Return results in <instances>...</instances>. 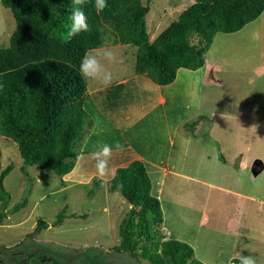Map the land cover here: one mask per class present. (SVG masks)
Masks as SVG:
<instances>
[{
  "label": "rangeland",
  "instance_id": "rangeland-1",
  "mask_svg": "<svg viewBox=\"0 0 264 264\" xmlns=\"http://www.w3.org/2000/svg\"><path fill=\"white\" fill-rule=\"evenodd\" d=\"M143 2L150 6L146 19L153 40L193 0ZM15 28L11 9L0 0V47L9 45ZM113 38L109 30L104 45L88 52L111 49L122 62L103 61L114 76L110 86L87 80L85 107L94 127L86 132L70 174L41 172L39 164H26L18 144L0 133V173L13 164L4 181L11 201L0 223L4 264L13 256L5 248L14 247L48 249L47 256L60 264L77 255L103 264H149L140 256L141 247L138 257L114 249L131 205L120 191L110 189L112 176L103 182L98 178L91 154L103 143L116 142L123 150L113 147L114 172L118 162L124 165L133 155H140L148 166L166 217L156 227L160 235L190 243L203 264H234L232 259L242 254L256 255L258 264H264V71L255 70L264 66V12L241 32H218L206 55V67L179 69L171 87L137 73V47L113 44ZM214 64L219 66L213 72L216 76H204ZM188 136L190 141L185 140ZM236 158L246 161V167L238 169L240 162L231 163ZM149 160H158V167ZM170 161H178L173 174L164 171ZM235 178L233 192L217 186L228 188ZM24 201L27 204L18 209ZM1 208L0 199V212ZM65 209L64 220L55 225ZM41 219L49 227L28 236ZM228 230L229 235L220 232ZM28 253L17 252L14 257Z\"/></svg>",
  "mask_w": 264,
  "mask_h": 264
},
{
  "label": "trees",
  "instance_id": "trees-1",
  "mask_svg": "<svg viewBox=\"0 0 264 264\" xmlns=\"http://www.w3.org/2000/svg\"><path fill=\"white\" fill-rule=\"evenodd\" d=\"M10 8L16 28L7 46L0 47V133L14 140L26 164H39L41 172L70 174L86 132L94 122L86 110L88 83L79 73L81 58L104 45L110 30L113 44L137 47L135 71L159 85L173 83L181 68L199 69L218 32L234 33L264 12V0H195L178 18L151 39L146 16L150 6L143 0H108L97 13L93 0L83 10L89 32L67 37L71 0H1ZM13 169L0 173V223L11 201L4 181ZM131 208L120 227L115 251H129L149 264H203L194 247L160 235L164 222L160 198L147 164L134 159L117 168L109 181ZM27 201L17 205L20 209ZM65 210L55 225L64 220ZM73 215V214H72ZM86 217V215H83ZM49 227L41 219L28 236ZM238 264V258L233 259Z\"/></svg>",
  "mask_w": 264,
  "mask_h": 264
},
{
  "label": "clouds",
  "instance_id": "clouds-1",
  "mask_svg": "<svg viewBox=\"0 0 264 264\" xmlns=\"http://www.w3.org/2000/svg\"><path fill=\"white\" fill-rule=\"evenodd\" d=\"M86 2L87 0H71L70 2L69 23L66 25L68 38H72L82 32H89L91 30L88 23V17L83 10V6ZM193 2H195V0H193ZM108 6V0H93V7L97 13L103 12ZM103 61H108L109 63H121L122 58L118 57L111 49H105L92 54L86 53L81 58L79 65V73L81 77L85 80L99 81L105 87L110 86L113 82L114 76L112 71L105 66ZM3 87L4 85L0 84V88ZM113 147L117 151L123 150V145L119 142H116L114 146L103 143L98 147V150L91 154L92 159L95 161L98 178H100L102 182L106 177L115 176V172L110 168ZM238 264H258L257 256L253 254H242L238 258Z\"/></svg>",
  "mask_w": 264,
  "mask_h": 264
},
{
  "label": "crops",
  "instance_id": "crops-1",
  "mask_svg": "<svg viewBox=\"0 0 264 264\" xmlns=\"http://www.w3.org/2000/svg\"><path fill=\"white\" fill-rule=\"evenodd\" d=\"M259 18V17H258ZM257 18V19H258ZM248 25V24H247ZM246 25V26H247ZM245 26V27H246ZM244 27V28H245ZM244 28H242L241 30H239V31H237V32H241ZM209 52V51H208ZM206 62H207V58H206ZM206 62H205V64H206ZM219 62V61H218ZM217 62V63H218ZM216 63V64H217ZM216 64H214L213 65V69L212 70H207L206 72H203V74H204V76H206V74L208 73V77L209 76H213L214 75V71L215 70H217L218 68H219V66H216ZM208 65V64H207ZM212 65L210 64V65H208L207 67H211ZM203 67H206V65H204ZM203 67H201V68H203ZM243 68V67H242ZM241 67H240V70L239 71H241V69H242ZM209 69V68H208ZM219 70V69H218ZM255 70H257V71H259V72H262V71H264V66H260V65H258L257 67H255ZM178 76V75H177ZM214 76H216V75H214ZM214 78H216V77H214ZM218 78V77H217ZM211 80H213V79H211ZM214 82V81H213ZM164 86H167V87H171L170 86V84H168V85H164ZM159 100H161L162 102L161 103H163L164 101H165V99L163 98V97H160L159 98ZM93 127H94V125H93ZM92 127V128H93ZM213 126H211V128H212ZM210 131H212V130H210ZM91 133V132H90ZM89 133V134H90ZM87 135V139H90V135ZM187 139L190 141L192 138L190 137V136H188L185 140L187 141ZM171 154H169L168 155V157L170 156ZM159 156V159H160V156L161 155H158ZM126 159V157L123 159V160H125ZM130 158H128L127 159V161L129 160ZM134 159H141V156L140 155H137L136 157H135V155H133L132 157H131V159H130V162L132 161V160H134ZM219 161H221V159L220 158H217ZM222 159H223V161H226V162H228V160H227V158H225L224 156L222 157ZM142 160V159H141ZM163 160L164 159H161V163H159V164H162V162H163ZM230 160V159H229ZM236 161H232V160H230V161H232L231 163H235L236 164V162L238 163V162H240V164L238 163V165H239V167H238V169H240V168H242V166H244V167H246V165H247V162L246 161H244L242 158H240V159H235ZM127 161H125L126 163H123L124 161H122V163L124 164V165H121V162H118L117 164L118 165H116L115 166V169L117 170V168L118 167H120V166H125V164L127 165V164H129V163H127ZM180 161H182V160H180ZM149 162L152 164V165H155V166H157L158 167V160H154V161H151V160H149ZM165 162V161H164ZM176 162H178V161H170L169 163L168 162H166L167 164H165V166H167V167H169V168H171L170 170H168L167 169V167H165L164 168V171H167V173H171V174H173L172 172H173V169H175L176 167H177V163ZM164 164V163H163ZM221 167H223V168H229L228 166H225V165H220ZM182 167H184V164H181V167H180V170H183L184 168H182ZM180 172V174L181 175H183L184 176V173H182L183 171H179ZM115 173H116V171H115ZM112 178V177H111ZM231 183H236V178L234 179V180H232L231 182H229V185L231 184ZM217 186H219L220 188H226V189H228L229 191H234V189H233V185L231 184V186L230 187H228L227 188V186H225V185H218L217 184ZM163 189V188H162ZM164 190V189H163ZM159 198H160V196H159ZM163 209V208H162ZM163 214H164V222H165V220H166V217H165V212H164V210H163ZM204 218H206V216L204 217ZM230 218H233V217H230ZM164 230H166L165 228H164ZM224 230V229H223ZM231 231V230H230ZM230 231L228 230V231H220V232H225V233H227L228 235L229 234H231L230 233ZM166 232H168L167 230H166ZM169 233V232H168ZM177 238V237H176ZM233 260V259H232Z\"/></svg>",
  "mask_w": 264,
  "mask_h": 264
},
{
  "label": "flooded vegetation",
  "instance_id": "flooded-vegetation-1",
  "mask_svg": "<svg viewBox=\"0 0 264 264\" xmlns=\"http://www.w3.org/2000/svg\"><path fill=\"white\" fill-rule=\"evenodd\" d=\"M6 250H12L13 256H11L10 259H6L7 264H30L33 262L37 264H45L50 262L49 264H60L59 262H55L54 258H50L49 253L46 252L48 249H42V250H30V249H23L21 247H14V249L11 248H5ZM30 252L26 255L21 256V258H18L17 256L14 257V254L19 252V253H24V252ZM38 251V252H37ZM39 252H42L40 254V256L38 257ZM37 256V258H36ZM46 256V257H45ZM29 257V258H28ZM34 257V259L32 258ZM69 259H65L66 264H103L100 261H95V262H91L89 259L85 261V256H81V255H77V256H69ZM91 262V263H90ZM0 264H4V262L2 261V258H0Z\"/></svg>",
  "mask_w": 264,
  "mask_h": 264
}]
</instances>
